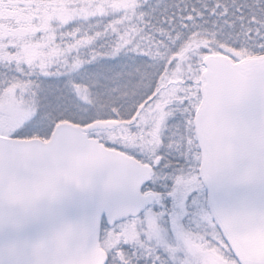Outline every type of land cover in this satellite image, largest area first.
I'll return each mask as SVG.
<instances>
[{
  "label": "snow or ice",
  "instance_id": "1",
  "mask_svg": "<svg viewBox=\"0 0 264 264\" xmlns=\"http://www.w3.org/2000/svg\"><path fill=\"white\" fill-rule=\"evenodd\" d=\"M0 264H264V0H0Z\"/></svg>",
  "mask_w": 264,
  "mask_h": 264
},
{
  "label": "water",
  "instance_id": "2",
  "mask_svg": "<svg viewBox=\"0 0 264 264\" xmlns=\"http://www.w3.org/2000/svg\"><path fill=\"white\" fill-rule=\"evenodd\" d=\"M228 192V199L231 201L246 195H258L261 189L258 186L238 185L230 187ZM103 195L102 178H98L96 188L88 192L69 189L61 208L63 221L73 224L81 222L103 198Z\"/></svg>",
  "mask_w": 264,
  "mask_h": 264
},
{
  "label": "rangeland",
  "instance_id": "3",
  "mask_svg": "<svg viewBox=\"0 0 264 264\" xmlns=\"http://www.w3.org/2000/svg\"><path fill=\"white\" fill-rule=\"evenodd\" d=\"M205 191H206V193H207V195H208V197H209V199H210L209 191H208L207 189H206Z\"/></svg>",
  "mask_w": 264,
  "mask_h": 264
}]
</instances>
